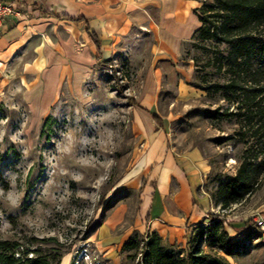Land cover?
<instances>
[{
	"label": "rangeland",
	"instance_id": "obj_1",
	"mask_svg": "<svg viewBox=\"0 0 264 264\" xmlns=\"http://www.w3.org/2000/svg\"><path fill=\"white\" fill-rule=\"evenodd\" d=\"M209 20L206 26H212ZM137 44L127 41L119 60L106 64L69 57L63 76L54 50L51 63L37 72L14 73L13 87L0 102V239L20 244L16 258L140 263L150 184L144 145L133 128L134 102L146 97L140 94L144 76L158 64L149 60V38ZM226 52V44L199 35L184 43L175 63L183 85L167 86L161 79L155 108L169 124L174 150L196 148L209 166L202 183L213 204L207 214L253 229L237 239L234 255L224 256L206 239L201 249L231 264H264V241L252 225L255 215H264V173L245 199L216 204L219 183L236 172L246 147L239 123L215 113L236 106L213 90L230 78L217 60ZM152 203L157 211V195ZM207 218L201 226L211 224ZM199 228L190 226L174 248L183 250Z\"/></svg>",
	"mask_w": 264,
	"mask_h": 264
},
{
	"label": "crops",
	"instance_id": "obj_2",
	"mask_svg": "<svg viewBox=\"0 0 264 264\" xmlns=\"http://www.w3.org/2000/svg\"><path fill=\"white\" fill-rule=\"evenodd\" d=\"M21 2L24 17L20 20L8 17L0 23V102L13 87L14 73L19 69L37 72L54 59L53 50L59 57L63 76L69 70V57L82 64L89 61L106 64L108 60H119L127 41L132 40L135 47L145 37L151 41L149 60L157 63L158 69L153 67L144 76L147 81L140 94L146 97L138 101L134 98L133 124L144 145L142 159L148 168L150 184L146 189L145 215L149 224L146 232H156L166 247L175 241L179 243L190 226L208 217L207 212L213 206L202 187L209 166L196 148L174 150L169 124L156 113L154 96L161 88V79L167 86L183 85L175 63L183 44L192 39L200 25L196 10L201 0ZM156 195L159 206L154 211L152 202ZM246 223L232 222V231ZM232 231L231 237L241 236Z\"/></svg>",
	"mask_w": 264,
	"mask_h": 264
},
{
	"label": "trees",
	"instance_id": "obj_3",
	"mask_svg": "<svg viewBox=\"0 0 264 264\" xmlns=\"http://www.w3.org/2000/svg\"><path fill=\"white\" fill-rule=\"evenodd\" d=\"M196 13L200 25L193 37L199 35L227 45L226 54H220L217 60L219 68L226 67L230 78L214 84L213 90L236 106L234 110L215 113L234 118L239 123L237 134L246 144L236 172L219 183L216 204L221 200V206H225L250 195L264 173V0H211L203 2ZM209 18L212 26L205 24ZM241 78L246 79L245 84H241ZM207 219L211 224L201 226L202 221L194 225L200 228L193 238L187 239L183 250L162 245L156 232L147 233L139 264H231L211 256L200 245L206 239L224 256L236 254L239 241L230 236L231 222L209 215ZM252 230L251 224L246 223L232 232L242 235ZM19 245L0 239V264H49L45 258H16L14 253Z\"/></svg>",
	"mask_w": 264,
	"mask_h": 264
},
{
	"label": "built area",
	"instance_id": "obj_4",
	"mask_svg": "<svg viewBox=\"0 0 264 264\" xmlns=\"http://www.w3.org/2000/svg\"><path fill=\"white\" fill-rule=\"evenodd\" d=\"M23 8L24 4L21 0H0V23L8 17H14L20 20L25 15ZM252 225L259 232L261 240L264 241V215H255Z\"/></svg>",
	"mask_w": 264,
	"mask_h": 264
}]
</instances>
